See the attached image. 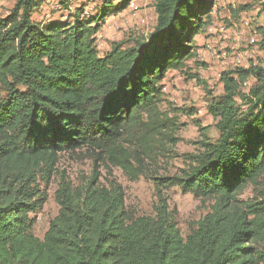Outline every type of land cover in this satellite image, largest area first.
Segmentation results:
<instances>
[{"label": "trees", "instance_id": "obj_1", "mask_svg": "<svg viewBox=\"0 0 264 264\" xmlns=\"http://www.w3.org/2000/svg\"><path fill=\"white\" fill-rule=\"evenodd\" d=\"M50 1L15 0L0 16V264H264V65L221 73L223 92L207 101L218 138L205 134L181 175L160 177L214 201L187 235L166 201L155 215L132 218L120 186L99 185L95 175L75 187L65 174L58 215L43 238L34 233L63 153L90 150L125 167V142L179 128L180 109H162L171 105L162 82L177 69L207 87L187 61L216 4L155 0L147 37L130 34L101 52L102 24L131 0H105L94 15L83 2L70 20H35ZM249 185L258 196L242 199Z\"/></svg>", "mask_w": 264, "mask_h": 264}, {"label": "rangeland", "instance_id": "obj_2", "mask_svg": "<svg viewBox=\"0 0 264 264\" xmlns=\"http://www.w3.org/2000/svg\"><path fill=\"white\" fill-rule=\"evenodd\" d=\"M50 1V0H49ZM50 1L35 11L37 21L70 20V14L82 3L86 13L96 14L105 0ZM123 0H113L118 4ZM155 0H131L126 8L106 18L97 34V45L101 52L110 49L112 41L122 40L130 34L147 35L156 23ZM210 22L205 31L194 37L195 56L187 61L193 72L198 71L208 82L206 88L183 72L172 69L163 79L164 93L171 105L164 103L162 109L176 107L175 119L179 128L168 135H157L146 142L139 138L124 143L127 160L123 165L111 159L97 160L90 150L63 153L58 171L47 187L48 199L39 210L34 233L43 238L51 221L58 215L60 205L55 198L60 175L65 174L75 187L86 185L92 176H97L99 185L120 186L125 199V211L135 218L155 215L160 199L166 201L168 211L176 219L185 236L209 211L214 201L183 192L178 186L167 187L160 177L181 175L188 167L191 154L201 151L205 134L215 141L219 132L216 119L207 110V101L212 95L223 92L220 75L227 69L249 68L264 65V48L260 41L264 29V0H212ZM15 0H0V16H6ZM254 79L250 77L242 90L247 93ZM212 92V93H211ZM5 93L0 90V97ZM192 111H194L193 114ZM174 113V112H171ZM172 116V114H170ZM258 196L254 185L242 193V199Z\"/></svg>", "mask_w": 264, "mask_h": 264}]
</instances>
